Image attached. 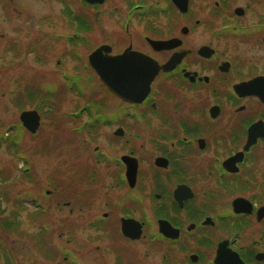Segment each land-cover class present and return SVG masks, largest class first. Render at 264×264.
Returning a JSON list of instances; mask_svg holds the SVG:
<instances>
[{
    "label": "flooded vegetation",
    "instance_id": "obj_1",
    "mask_svg": "<svg viewBox=\"0 0 264 264\" xmlns=\"http://www.w3.org/2000/svg\"><path fill=\"white\" fill-rule=\"evenodd\" d=\"M56 1L66 30L46 35L71 45L62 59L74 63L60 73L68 72L71 87L79 91L93 87L81 74L89 71L105 90L99 99L85 100L76 111L65 113V118L84 120L73 133L89 134L95 143L91 152L79 147L75 180L80 204L93 202L92 185L105 179L98 170L103 166L117 188L138 189L134 198L121 199L141 205L142 217L124 218L138 221L141 235L155 226L151 243L179 248L181 255L171 264H264V68L255 70L256 65L236 52L237 59L227 58L224 49L227 41L238 44L256 37L238 35V30L240 19L258 0H246L244 6L238 0ZM103 20L115 25L109 30ZM202 28L209 35H200ZM101 35L115 38L104 40ZM98 50L102 59L144 57L139 78L156 68L147 95L140 98L134 87L128 90L132 100L111 89L90 63ZM109 70L111 84L124 88L118 67L110 65ZM170 83L178 85L175 91L195 95L170 96ZM114 147L118 153L111 152ZM84 151L88 163L80 159ZM131 159L137 166L134 186L127 177ZM148 203L150 221L144 214ZM163 221L175 237L161 231Z\"/></svg>",
    "mask_w": 264,
    "mask_h": 264
},
{
    "label": "rangeland",
    "instance_id": "obj_2",
    "mask_svg": "<svg viewBox=\"0 0 264 264\" xmlns=\"http://www.w3.org/2000/svg\"><path fill=\"white\" fill-rule=\"evenodd\" d=\"M245 1L238 0V4ZM59 11L56 0H0V264H171L181 255L180 250L158 241L151 243L149 235L156 234L155 226L135 241L120 234V217L131 214L138 221L142 217L141 205L121 199L124 195L134 198L138 189L117 188L115 180L107 177V168L99 166L105 179L92 185L93 202L85 206L76 198L80 190L75 180L79 147L91 152L95 143L90 142L89 134L73 133L84 120L65 118V113L76 111L85 100L99 99L105 90L89 71L81 74L93 87L82 86L79 91L75 86L67 88L73 80L68 72L60 70L74 67L64 60L71 45L46 35L66 30L59 22ZM256 22L261 25L254 27ZM240 24L238 35L256 37L238 44L225 42L226 56L234 58L236 52L260 71L264 68V0L253 4ZM111 25L102 22L109 30ZM209 31L202 28L199 34L209 35ZM100 38L114 39L115 35ZM57 61L62 62L57 65ZM176 86L168 84L167 89L173 90L170 96L195 95L182 89L175 91ZM28 110L40 116L35 135L19 121L20 113ZM11 135L12 141L6 140ZM134 143L138 149L139 140ZM114 145L119 148L118 143ZM116 147L111 152L118 153ZM86 153L80 159L88 163ZM64 200L70 205L63 206ZM199 201L201 197L195 204ZM38 206L42 214L35 210ZM144 212L150 221L149 203ZM6 218L10 222L7 230L2 226Z\"/></svg>",
    "mask_w": 264,
    "mask_h": 264
},
{
    "label": "water",
    "instance_id": "obj_3",
    "mask_svg": "<svg viewBox=\"0 0 264 264\" xmlns=\"http://www.w3.org/2000/svg\"><path fill=\"white\" fill-rule=\"evenodd\" d=\"M136 55L129 54L114 58L105 57L102 59L101 50H98L90 56L89 60L90 63L96 68L97 72L104 80V82L110 85L111 89H113L117 94H119L124 98L125 97L129 98L130 96L131 97L130 99L134 100L133 99L134 97H132L133 94L130 95V93H128L129 92L128 90H131L134 87L139 88V90L141 91L139 93V96H141L140 98H144V96H146L149 91L150 81L156 71V68H152V69L149 68L147 73L144 75L146 76V78L144 79L139 78L137 75L140 74L141 71L140 66L145 64L144 62L145 58L142 56L140 57L139 54ZM128 64H131L133 68L126 67V65ZM110 65H114L118 67L117 71L123 74L124 79L122 80V82L124 83V88L120 87V85L111 84V79L109 77ZM129 73L131 74V77L127 76ZM141 79L143 83L140 82ZM132 81H136V84H134V82ZM113 86L115 87L113 88ZM19 119L20 122L22 123V126L30 133H35L37 131L40 123V116L37 111L35 110L23 111L20 113ZM136 168L137 166L135 159H131V162L128 164V169H127V177L131 186H134L135 183ZM160 229L166 236L175 237V232L171 229L170 225L167 222L164 221L160 222ZM120 230L124 237L129 238L131 240L139 239L142 234L141 224L132 218H121Z\"/></svg>",
    "mask_w": 264,
    "mask_h": 264
},
{
    "label": "trees",
    "instance_id": "obj_4",
    "mask_svg": "<svg viewBox=\"0 0 264 264\" xmlns=\"http://www.w3.org/2000/svg\"><path fill=\"white\" fill-rule=\"evenodd\" d=\"M6 140H9V141L11 140V141H12V135L9 136L8 138H6ZM1 143H2V142L0 141V145H1ZM19 154H20V153H19ZM19 154H18V155H19ZM19 204H20V205H23V203H21V202H19ZM37 211H40L39 213H41V214L43 213V209H39V210H37ZM39 213H38V214H39ZM102 222H103V221H101V223H102ZM9 224H10V222H9V220H8L7 218L4 219L3 222H2V226H3L4 229H6V230H7V228H8V227H6V226H9ZM41 229H42L43 231L46 230V228H45L44 226H41Z\"/></svg>",
    "mask_w": 264,
    "mask_h": 264
}]
</instances>
